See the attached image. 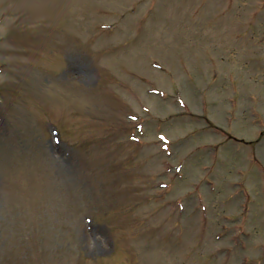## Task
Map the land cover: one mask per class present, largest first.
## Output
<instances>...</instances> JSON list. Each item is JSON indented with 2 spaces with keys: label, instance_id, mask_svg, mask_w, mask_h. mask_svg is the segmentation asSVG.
<instances>
[{
  "label": "rangeland",
  "instance_id": "374dc122",
  "mask_svg": "<svg viewBox=\"0 0 264 264\" xmlns=\"http://www.w3.org/2000/svg\"><path fill=\"white\" fill-rule=\"evenodd\" d=\"M0 264H264V0H0Z\"/></svg>",
  "mask_w": 264,
  "mask_h": 264
}]
</instances>
